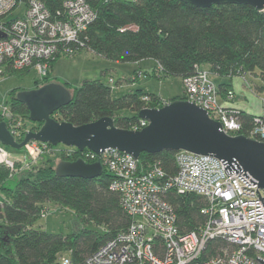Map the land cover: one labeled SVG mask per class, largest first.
I'll list each match as a JSON object with an SVG mask.
<instances>
[{"label":"trees","instance_id":"obj_1","mask_svg":"<svg viewBox=\"0 0 264 264\" xmlns=\"http://www.w3.org/2000/svg\"><path fill=\"white\" fill-rule=\"evenodd\" d=\"M40 1L55 15L66 0ZM86 2L96 13V19L80 35L79 42L84 47L81 52L89 51L121 64L154 60L162 69L159 80H184L197 67L208 66L212 76L228 79L217 86L222 98L232 92L231 82L235 77L258 71L264 80V12L252 6L199 8L180 0ZM58 58L52 62L51 69ZM28 71L7 69V74L21 76ZM155 71L146 76L155 75ZM49 83L55 82L48 76L36 89ZM64 86L72 93L71 103L52 118L76 127L109 117L117 128L129 130L140 121L137 115L141 110L164 106L161 98L142 90L114 99L112 88L100 80L84 81L78 88ZM20 91L9 94L7 106L11 116L35 125L30 121L28 108L16 99ZM177 100L185 101V95L171 101ZM123 111L133 115L121 117L119 113ZM238 117L243 124L240 134L248 136L256 116L241 112ZM261 118L264 121V115ZM0 121H5L1 115ZM42 125L38 123L37 128L27 129L23 123L22 134L16 140L22 142L28 131L39 130ZM175 157V152L142 154L139 166L146 169L158 164L168 175L175 176L178 173ZM59 158L60 162L74 161L78 154L68 157L63 150ZM55 169L48 165L22 171L15 176L16 188L11 190L7 185L10 171L0 165V264H62L63 258L70 259L72 264H86L103 245L129 228L132 219L122 208L120 195L110 189L113 177L107 169L95 179L58 177ZM166 200L175 210L182 234L196 231L206 223L202 210L207 202L202 197L170 192ZM48 203L75 212L78 227L71 235L49 234L35 228ZM89 223L102 228L103 234L82 227ZM227 247L219 241L210 243L208 256H218Z\"/></svg>","mask_w":264,"mask_h":264},{"label":"built area","instance_id":"obj_2","mask_svg":"<svg viewBox=\"0 0 264 264\" xmlns=\"http://www.w3.org/2000/svg\"><path fill=\"white\" fill-rule=\"evenodd\" d=\"M21 5L25 7L23 14L9 20V15ZM95 19L96 13L86 0H66L55 15L40 0H0V76L7 74V69L36 70L44 81L56 58L73 57L84 49L80 35ZM155 75L161 77V67ZM146 78L141 72L137 75V79ZM183 87L185 101L205 110L221 124L225 134L242 135L240 110L221 102L209 70L197 67L193 75L183 80ZM233 96L229 92L227 102ZM0 115L9 122L15 139L21 136L23 122L12 118L10 108L0 110ZM148 125L140 120L129 130L141 131ZM246 137L264 142L261 116L254 118V126ZM24 150L26 155L14 161L0 146V165L13 174L16 170L27 171L43 155L58 151L57 147L38 142L29 143ZM63 150L68 157L78 154L77 160L100 163L103 170L107 169L113 177L110 189L120 195L122 208L132 219L125 232L103 245L86 264H262L257 258L264 261V206L257 193L264 199V191L250 175L245 178V172L228 176L217 158L184 151L176 153L178 173L170 176L158 164L141 169L139 159L117 149L100 155L68 147L59 152ZM170 192L202 197L207 202L202 210L206 223L196 231L182 234L175 210L166 200ZM217 241L228 247L220 255L209 257V245ZM62 264L72 262L63 258Z\"/></svg>","mask_w":264,"mask_h":264},{"label":"water","instance_id":"obj_3","mask_svg":"<svg viewBox=\"0 0 264 264\" xmlns=\"http://www.w3.org/2000/svg\"><path fill=\"white\" fill-rule=\"evenodd\" d=\"M199 8L223 5H249L264 12V0H180ZM16 99L25 105L32 123H42L37 131L27 132L22 142L16 141L7 123L0 121V144L19 151L31 142L57 147L89 150L99 154L109 149L139 159L142 154L156 155L163 152H188L198 156H213L222 161L228 176L235 173L249 178L264 191V142L246 136L225 134L219 122L210 118L202 108L183 100L171 101L159 109H143L140 120L149 123L141 131L119 129L113 118L76 127L71 123L57 122L53 114L71 103L72 93L64 85L49 83L31 91H20ZM58 177L95 179L102 175L100 163L88 164L83 160L62 161L56 169ZM248 174V175H246ZM252 179L250 182L255 185ZM259 199L264 206V199ZM264 210V209H263ZM260 263L264 261L258 259Z\"/></svg>","mask_w":264,"mask_h":264},{"label":"rangeland","instance_id":"obj_4","mask_svg":"<svg viewBox=\"0 0 264 264\" xmlns=\"http://www.w3.org/2000/svg\"><path fill=\"white\" fill-rule=\"evenodd\" d=\"M24 8V5H21L19 9L9 15L8 19L10 20L21 16ZM151 63L152 62H145V64L139 67L143 69V72L152 74L154 72L152 69L154 68V64ZM139 67L131 63L121 64L112 62L92 52L83 51L73 57L61 56L58 58L52 67L53 69L50 71L49 78L51 81L58 82L62 85L70 84L72 88L80 87L82 83L87 80H100L105 85L112 88V97L114 99L121 98L137 90H142L144 93L154 94L163 99L162 103L165 105L171 102V100L180 99L184 96V87L179 78L159 80L153 74L146 79L133 80L134 74H136V72L134 73V69ZM123 78L126 79L120 84L119 82ZM212 80L216 85L219 84L218 81H215L214 76H212ZM42 81L41 76L36 70H29L21 76L9 74L0 76V110L8 107L7 103L10 100L9 94L13 90L31 91L36 89L37 85L41 84ZM232 83L236 91L238 106H244L248 109L252 108L254 112H262L264 110V91L257 93V88L259 86H264V82L259 74L247 73L244 76L235 77ZM233 99L234 96L232 100ZM119 115L121 117H130L133 113L130 111H123L120 112ZM21 121L26 125L27 129L33 127L37 128L38 126V123L33 125L28 121L24 122L22 119ZM37 131L36 129L34 132ZM65 148L64 145L57 146L58 151L54 152L55 154L43 155L38 159L37 163L33 164V167H47L48 165H53L56 168L60 163L59 151ZM5 149L14 161H19L26 155L24 148L19 151L9 150L7 147ZM21 172V170H16L13 174L10 171V180L7 182V185L11 190H15L17 183V177L15 176ZM45 212V216L39 218L35 224V228L38 230L49 234L69 236L75 231L76 227H78L76 214L68 207L48 203ZM82 227L100 234L104 232L102 228L97 227L93 223H89Z\"/></svg>","mask_w":264,"mask_h":264},{"label":"crops","instance_id":"obj_5","mask_svg":"<svg viewBox=\"0 0 264 264\" xmlns=\"http://www.w3.org/2000/svg\"><path fill=\"white\" fill-rule=\"evenodd\" d=\"M145 62H152L151 64H154V68H152L153 69V71L154 70H156L157 68H158V63L156 62V61H154V60H152V61H150V60H144V61H141V62H139V63H131L132 65H135V66H137V67H139L140 65H143V64H145ZM127 66V65H126ZM204 69H206V70H209V67L208 66H204L203 67ZM53 69V68H52ZM145 71V70H144ZM135 72H138V73H143V74H145V75H148V73H146V72H143V69L142 68H137V69H134V73ZM150 74V73H149ZM255 74H259L260 75V73L257 71ZM135 76H134V78H133V80H135L136 78H137V74H134ZM215 78V81H218L219 83H226V82H228V79H221V78H217V77H214ZM125 79L126 78H123L119 83L120 84H122V82L123 81H125ZM181 81H182V85H183V80L181 79ZM263 82H264V80H262ZM232 82H233V80H232ZM231 82V84H232V87H233V83ZM55 83H58V82H55ZM218 86V85H217ZM183 91H184V89H183ZM264 91V86H262V87H258L257 88V93H260V92H263ZM232 92L234 93V99L232 100V101H230V102H227L228 101V99H227V96H225V98H222L221 96H220V100H221V102L222 103H229L228 105H230V106H232L233 108H237L238 110H240L241 112H243V113H247V114H249V115H252V116H261V115H264V110L262 111V112H254V110L252 109V108H245L244 106H238L237 105V101H236V91H235V88L233 87V89H232ZM163 100V99H162ZM164 101H167V100H164Z\"/></svg>","mask_w":264,"mask_h":264}]
</instances>
